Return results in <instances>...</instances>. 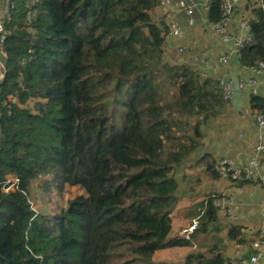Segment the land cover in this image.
I'll return each instance as SVG.
<instances>
[{"label": "trees", "instance_id": "16d2710c", "mask_svg": "<svg viewBox=\"0 0 264 264\" xmlns=\"http://www.w3.org/2000/svg\"><path fill=\"white\" fill-rule=\"evenodd\" d=\"M26 2L9 0L2 19L0 264H164L157 252L190 247L221 216L209 197L188 235L170 236L175 169L202 146L200 128L228 109L217 81L164 63L158 0H38L30 25ZM250 2L245 67L264 61V0ZM206 20H219V0H209ZM249 108L264 112V99L250 97ZM214 161H196L212 181ZM37 179L46 194L81 193L36 213L27 194ZM224 228L228 242L247 246L243 226ZM225 259L213 244L179 264Z\"/></svg>", "mask_w": 264, "mask_h": 264}, {"label": "built area", "instance_id": "2783aa9c", "mask_svg": "<svg viewBox=\"0 0 264 264\" xmlns=\"http://www.w3.org/2000/svg\"><path fill=\"white\" fill-rule=\"evenodd\" d=\"M247 0H219V20L208 23L206 14L209 0H158V19L166 27V47L168 52L175 51L185 56L189 53V35L192 29L199 25L200 35H211L218 46V53L211 63L202 62V67L223 72L215 79L222 99L232 104L236 97L242 95L249 101L250 97L264 99V61L251 66H240V49L244 43L251 40V27L246 16H236L242 2ZM38 0H27L26 23L30 25L37 19ZM235 17V21L233 22ZM203 25L204 27L200 26ZM204 39V38H203ZM5 31L0 21V83L5 76L4 50ZM191 47H193L191 45ZM25 60L20 61L24 64ZM208 79L207 73L201 74ZM15 99L12 100L14 102ZM6 103H3L5 106ZM249 125L253 132L248 149V156L244 162H238L231 157L216 158L213 171L219 180L230 183H243L253 192H259V207L264 211V112L259 109L250 110ZM237 202L232 195L214 197L212 206L224 218H231ZM193 227H190L191 231ZM257 234L258 237H254ZM241 235L249 236L247 246L234 244L231 254L224 264H264V221L255 230L243 228ZM244 247V248H243Z\"/></svg>", "mask_w": 264, "mask_h": 264}, {"label": "rangeland", "instance_id": "374dc122", "mask_svg": "<svg viewBox=\"0 0 264 264\" xmlns=\"http://www.w3.org/2000/svg\"><path fill=\"white\" fill-rule=\"evenodd\" d=\"M251 8L252 5L250 0L248 3L247 1L242 2L240 8L236 12V16L243 15L246 16V18H250ZM4 13L5 3L3 0H0V18L3 17ZM200 26L204 27L203 25ZM201 30L202 28H200L199 25L192 29L190 38L193 47L190 45L187 55L182 56L172 50L165 53L163 60L169 67L185 64L200 75L207 73L208 79L215 80L223 72L214 69H211L209 72L202 67V62L205 60H208L210 63L214 61V57L216 53H218V46L211 35L202 37V35H200ZM233 114L227 111L223 116L212 119L207 122L206 125L202 126L200 128L201 133L204 135L202 146L175 169L174 177L179 184V199L170 214V236L188 235L190 227H194L199 222L197 218L203 211L201 204L209 197L214 198L222 195H232L237 202L235 209H239V211H234L231 218L220 216L216 224L208 227L209 232L207 235L197 236L190 247L172 248L157 252L153 258L155 262L179 264L183 261L187 253L197 251L205 252L213 244H216L219 248H224L226 255L230 247H234V243L228 242L225 236L224 226L226 224L231 222L243 226L240 224L241 220L239 219L241 218L239 217L243 219V216H245L250 219L249 221H251L252 226H243V228L255 230L257 226L264 221V211L259 207V200L257 198L252 201V194H250L249 188H243L241 183L233 184L219 179L216 181L209 180L205 177L203 169L197 165L196 162L203 153H208L213 159H216L218 155L220 157L225 155V149L229 146V142L225 139L226 131L235 132L236 128L239 126L238 122L243 124V122L250 120L248 116H246L247 118L245 119L244 114L240 112L235 111ZM249 127L251 128V125H249ZM231 140H233V136ZM229 155L235 160L234 154ZM231 184L234 185L233 187L236 186V188H231ZM42 187L43 184L41 179L34 180L30 183L27 194V200L31 208L36 213L40 214L58 212L69 199L81 193L78 188L66 187L60 195L56 194L54 191L46 194L43 192ZM191 188H194L193 194L189 191ZM234 189L237 190L235 191ZM243 209H245L246 213L242 212ZM214 227L217 228V232H213L212 229Z\"/></svg>", "mask_w": 264, "mask_h": 264}, {"label": "crops", "instance_id": "0c3cea01", "mask_svg": "<svg viewBox=\"0 0 264 264\" xmlns=\"http://www.w3.org/2000/svg\"><path fill=\"white\" fill-rule=\"evenodd\" d=\"M235 21V17L233 22ZM191 35H189V44L192 45V40H191ZM228 112H231L232 114L237 111L240 112L242 114H244V118L246 119L248 116L249 117V112H250V108H249V101L246 100V98L242 95H239L238 97H236V99L234 100V102L230 105H228ZM234 115V114H233ZM239 115V114H238ZM238 127L236 128L235 132H231V131H226V135H225V139L229 142V146H227L228 148H226L225 150V155L222 157H230L229 154H234L235 155V160L238 162H244L247 159L248 156V149H249V145L250 142L252 140V136H253V132L251 130V128L249 127V120L246 122H243V124H240L238 122ZM228 128V127H226ZM228 132V134H227ZM233 136V140H231V137ZM220 156L218 155L217 158H219ZM232 185V184H231ZM234 185L231 186V188H236L233 187ZM243 188H249L247 185H243ZM235 191L237 189H234ZM250 190V194H252V190L249 188ZM259 196L260 193L259 192H255L251 195V199L252 201H254L255 199L258 198L259 200ZM245 199V197H244ZM247 210V209H246ZM257 210V209H255ZM235 211H239V209H235ZM243 213H246L245 209H243L242 211ZM257 212V211H256ZM259 212V211H258ZM244 218L242 219V217H239L241 219V223L244 227L245 226H252L251 221H249L250 219H248V217L243 216ZM233 250L232 247H230V249L227 252V256L231 254V251Z\"/></svg>", "mask_w": 264, "mask_h": 264}, {"label": "water", "instance_id": "95a60500", "mask_svg": "<svg viewBox=\"0 0 264 264\" xmlns=\"http://www.w3.org/2000/svg\"><path fill=\"white\" fill-rule=\"evenodd\" d=\"M5 3V13L3 15V17L6 15L8 9H9V0H3ZM3 17L0 18V21H2Z\"/></svg>", "mask_w": 264, "mask_h": 264}]
</instances>
